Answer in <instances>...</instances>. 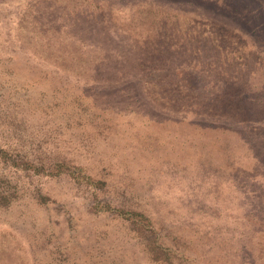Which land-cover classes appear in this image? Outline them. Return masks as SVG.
Returning a JSON list of instances; mask_svg holds the SVG:
<instances>
[{"label":"rangeland","instance_id":"374dc122","mask_svg":"<svg viewBox=\"0 0 264 264\" xmlns=\"http://www.w3.org/2000/svg\"><path fill=\"white\" fill-rule=\"evenodd\" d=\"M185 122L226 129L235 149ZM0 143L107 184L0 168L19 187L0 208V264H144L96 201L143 212L175 264H264V47L228 17L179 0H0Z\"/></svg>","mask_w":264,"mask_h":264},{"label":"trees","instance_id":"16d2710c","mask_svg":"<svg viewBox=\"0 0 264 264\" xmlns=\"http://www.w3.org/2000/svg\"><path fill=\"white\" fill-rule=\"evenodd\" d=\"M179 1L200 6L206 12L216 13L236 21L264 47V0ZM183 125L188 129V132H193L196 135L210 132L208 134L211 137L218 136L215 139L216 145L214 146L222 148L221 150L227 152L228 149H235L230 143L227 130L224 128L203 122L188 124L185 122ZM251 130L249 129L250 133L254 134ZM93 134L99 136L101 133L100 131H96ZM222 140L224 144H222ZM236 149L238 148L236 147ZM5 167L14 169L15 171L31 172L35 176L59 177L65 175L75 184L89 185L94 189L99 188L100 190H104L102 188L107 185L104 180H98L86 174L83 167L69 165L64 163L63 160L54 162L53 164L40 163L29 158L25 150L13 145L10 146L7 143H0V168ZM4 184H6V187L3 186ZM16 189H19L18 185L11 184L4 176L0 178V208L9 207L11 202L17 198ZM44 200L42 197L39 198L40 203H43ZM91 209L95 215L99 213L112 214V217L122 225L126 237L132 240L133 244L138 247L144 264H175L178 260L179 255L178 251L174 248V242L169 241L170 247L166 245L162 239L167 238V236L158 233V230L156 232L157 228L154 227V223L143 212L126 207L121 202L119 205L114 206L109 202L101 203L96 201ZM170 240L172 241L173 237ZM113 262L116 263V258L113 259Z\"/></svg>","mask_w":264,"mask_h":264}]
</instances>
